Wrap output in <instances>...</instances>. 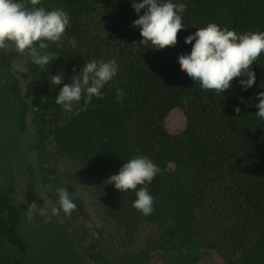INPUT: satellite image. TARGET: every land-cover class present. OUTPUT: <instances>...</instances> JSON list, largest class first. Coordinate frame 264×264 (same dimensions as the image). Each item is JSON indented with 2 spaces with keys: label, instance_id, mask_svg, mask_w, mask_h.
<instances>
[{
  "label": "trees",
  "instance_id": "trees-1",
  "mask_svg": "<svg viewBox=\"0 0 264 264\" xmlns=\"http://www.w3.org/2000/svg\"><path fill=\"white\" fill-rule=\"evenodd\" d=\"M183 2L187 27L178 31L174 46L155 50L139 43L131 0H41L39 7L64 9L70 20L65 37L45 50L58 56L48 67L39 69L25 53L29 96L22 93L10 57L0 51L13 129L35 138L32 159L20 151L15 136L0 132V264H42L22 234L15 158L27 180L42 185L55 177L56 163L68 159L76 175L90 182L109 222L126 225L125 238L138 221L154 227L147 247L119 255L120 264H150L153 253L198 248L201 242L213 249L212 264H264V121L255 116L256 94L264 91V53L250 65L256 76L251 88L242 91L240 78H234L221 94L202 90L177 60L191 48L184 36L210 22L241 33L264 31V0ZM73 36L76 49L67 40ZM90 60H115L117 75L105 85L103 98H93L86 110L62 111L54 103L59 88L75 75L73 68L78 71ZM58 71L64 73L62 84L50 86L48 76ZM117 89L123 90L121 101ZM138 155L161 168L148 185L154 212L147 216L132 207L134 190L121 193L107 180ZM67 181L62 187L77 207L69 217L58 216L75 237L87 241L88 258L109 264L92 213ZM50 198L58 207L57 197Z\"/></svg>",
  "mask_w": 264,
  "mask_h": 264
},
{
  "label": "clouds",
  "instance_id": "clouds-1",
  "mask_svg": "<svg viewBox=\"0 0 264 264\" xmlns=\"http://www.w3.org/2000/svg\"><path fill=\"white\" fill-rule=\"evenodd\" d=\"M40 3L41 0H0V51H14L19 57L26 53L31 63L43 70L58 57L45 50L49 43L65 37L70 18L66 10H46L38 6ZM130 6L138 17L131 26L139 28L142 37L139 43H150L152 49L174 46L178 31L187 27L182 17L186 8L183 0H131ZM67 40L70 47L77 48L78 42L74 36L67 37ZM184 41L192 42L190 51L178 54L177 60L181 69L195 83L198 82L202 90H214L221 94L231 88L234 78H240L237 83L242 91L255 83V72L250 65L264 53V31L241 33L210 22L196 28L195 32H188ZM118 67L115 60H90L78 71L73 68L75 75L59 88L54 103L65 112L78 114L86 110L93 98H103V89L117 75ZM12 69L14 73H25L23 62L14 63ZM48 79L50 86L60 85L64 73L58 71L55 75H49ZM123 95V90L117 89V101H121ZM256 95L259 100L255 104L258 109L255 116L264 121V91ZM235 111H240L238 106ZM160 171L158 163L147 156L138 155L123 163L118 172L107 180L121 193L134 190L132 207L147 216L154 212V195L148 185ZM55 192L58 207L49 209L35 202L27 205L23 211L29 222L36 215L51 218L62 212L65 217L71 216L77 206L68 189L61 186Z\"/></svg>",
  "mask_w": 264,
  "mask_h": 264
},
{
  "label": "rangeland",
  "instance_id": "rangeland-1",
  "mask_svg": "<svg viewBox=\"0 0 264 264\" xmlns=\"http://www.w3.org/2000/svg\"><path fill=\"white\" fill-rule=\"evenodd\" d=\"M6 54L10 57L12 64L20 62L24 64L25 55L19 57L14 51H8ZM18 76L22 93L29 96L28 75L18 73ZM12 112L13 108L6 91L4 75L0 70V132L4 135L15 136L20 143V151L33 159L32 146L35 138L32 135H20L14 131ZM14 166L18 174L22 210L32 202L50 209L55 206V202L50 198V196L57 197L55 189L68 183L67 180L74 183L75 193L82 198L94 217L98 230L97 235L100 236V242L107 253L106 258L109 264H120L119 255L124 256L126 252L139 253L147 247V242L154 239L152 237L154 227L144 221H138L136 231L132 232L130 238H125L128 235L126 225L109 222L95 202L90 182L84 176L76 175L72 162L68 159L62 158L56 163L55 177L51 176V182L44 185L40 184L39 180L28 181L17 158L14 160ZM22 234L30 250L39 257L42 264H95L85 255L87 241L75 237L71 229L64 226L59 216L48 218L36 215L29 222L23 211ZM212 253L213 249L210 244L201 242L198 248L183 247L165 253H153L150 264H212Z\"/></svg>",
  "mask_w": 264,
  "mask_h": 264
}]
</instances>
